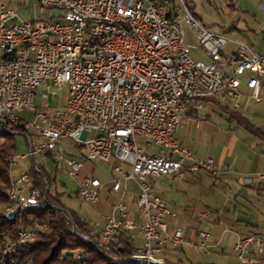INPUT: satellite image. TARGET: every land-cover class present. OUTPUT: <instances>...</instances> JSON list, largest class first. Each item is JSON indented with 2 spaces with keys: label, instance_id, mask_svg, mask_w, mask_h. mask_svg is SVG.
Returning <instances> with one entry per match:
<instances>
[{
  "label": "built area",
  "instance_id": "2783aa9c",
  "mask_svg": "<svg viewBox=\"0 0 264 264\" xmlns=\"http://www.w3.org/2000/svg\"><path fill=\"white\" fill-rule=\"evenodd\" d=\"M39 1V18L28 21L19 20L14 9L0 7V118L22 121L26 129L28 151L17 154L13 166L20 156L33 159L15 177L2 210L9 215L46 202L51 183L44 178L35 186L29 171H40L37 155L59 152L69 175L78 180L76 196L86 201L99 200L104 183L96 175L81 176L84 160L115 158L128 163L130 170L121 163L113 166L111 190L118 193L113 209L96 220L82 218L107 248L121 234L137 230L143 242L131 238V256L166 264V247L182 245L184 232L179 225L170 229L169 218L176 210L152 191L148 178L216 172L212 158L195 157L179 140L181 110L198 107L209 97L237 105L243 85L253 99L264 100V54L242 41H235L234 53H227L230 39L205 27L186 0ZM46 8L52 13L44 17ZM185 26L198 30L208 61L191 55ZM49 85L68 87L65 105L52 115L46 110L51 105L48 94L42 109L36 104L38 88ZM26 108L36 110L33 123L17 114ZM140 138L160 151H147ZM63 140L71 143L73 152L61 149ZM259 178L264 180V172ZM131 181L137 182V195L128 192ZM128 199L138 205L142 221L128 216ZM198 236L199 246L210 250L211 230L201 228ZM38 237L36 227L21 228L16 240L5 243L0 264H24L14 257L4 262V255ZM253 245L257 258L247 254ZM234 250L242 262L264 264L259 232L239 235Z\"/></svg>",
  "mask_w": 264,
  "mask_h": 264
},
{
  "label": "crops",
  "instance_id": "0c3cea01",
  "mask_svg": "<svg viewBox=\"0 0 264 264\" xmlns=\"http://www.w3.org/2000/svg\"><path fill=\"white\" fill-rule=\"evenodd\" d=\"M190 7L196 16L200 15L192 8L194 5ZM235 49L236 43L225 51L234 53ZM262 80L264 89V74ZM56 88L60 87L49 85L38 88V109H42L45 94H48L49 101L57 96ZM249 93L243 85L237 105L224 102L219 97H209L202 100L198 107L181 110L182 122L177 132L179 140L189 147L195 157L212 158L216 172L203 169L184 177L165 175L148 178L152 191L176 210V216L169 218L170 229L177 225L183 228L184 243L178 247L167 246L163 254L170 264H210L203 260L201 254L212 255L215 251L236 254L234 244L239 235L259 232L264 237V180L259 178V174L264 172V135L247 128L236 116L244 117L264 130V100L257 101ZM66 101L60 100L59 105L52 108L50 105L46 110L52 115L53 109L64 106ZM143 146L149 152L160 151L159 147L149 150L153 145L147 146L146 142ZM60 147L65 152L74 151L66 140L60 143ZM119 163L126 169L130 166L116 159L115 165ZM130 185L137 186L136 192ZM127 188L130 194L137 195L136 181H131ZM114 195L111 210L118 199V193ZM128 203V216L142 221L143 216L136 202L128 199ZM201 228L211 230L209 241L212 247L208 251L199 246L198 230ZM126 235L137 244L143 242L137 230ZM247 254L254 258L259 256L254 245Z\"/></svg>",
  "mask_w": 264,
  "mask_h": 264
},
{
  "label": "rangeland",
  "instance_id": "374dc122",
  "mask_svg": "<svg viewBox=\"0 0 264 264\" xmlns=\"http://www.w3.org/2000/svg\"><path fill=\"white\" fill-rule=\"evenodd\" d=\"M189 6H193L200 15L197 18L201 23L217 32H223L230 39L226 46L229 51L235 41H242L252 47L258 53H264V0H186ZM14 9L18 14L19 20H33L39 18L40 1L39 0H0V7ZM52 13V10L46 8L44 17ZM198 30L190 29L185 26V35L188 43L192 46L191 55L196 59L208 61L207 52L199 45L196 34ZM57 96L50 98L51 108L59 105L60 100L65 101L68 95V87L56 88ZM19 116L25 118L29 123H33L35 112L31 109L18 111ZM31 131V130H29ZM16 149L15 154L21 155L28 151L29 141L26 133H17L15 136ZM140 143L145 144L144 139L140 138ZM158 147L153 145L149 150H156ZM38 164H41L44 171L48 174L51 181V190L60 193L61 200L70 209L76 211L88 220H96L104 214L111 212V204L115 200V193L111 190L112 171L116 159L111 160H84V167L81 175H96L104 183L102 194L97 201H86L79 199L75 191L78 187V180L68 173V166L65 160H61L59 152L56 154H41L36 156ZM33 164L31 156L17 159V163L12 167L13 177H18L25 169ZM130 170V168L128 167ZM134 192L137 186L130 185ZM58 191V192H57ZM200 253V252H199ZM201 254V253H200ZM203 260L210 264H244L236 254L227 252L223 254L215 251L212 255L201 254ZM214 262V263H211Z\"/></svg>",
  "mask_w": 264,
  "mask_h": 264
},
{
  "label": "trees",
  "instance_id": "16d2710c",
  "mask_svg": "<svg viewBox=\"0 0 264 264\" xmlns=\"http://www.w3.org/2000/svg\"><path fill=\"white\" fill-rule=\"evenodd\" d=\"M236 116L247 128L264 135L262 128L254 126L244 117ZM22 132H26L22 121L11 122L0 118V258L5 243L16 240L21 228L36 227L39 231L36 240L19 243L14 254L4 256H8L9 260L14 257L24 264H142L131 256L133 245L130 236L121 234L107 248L99 242L98 236L92 234L88 221L67 207L60 193L52 191L51 186L42 207L19 209L14 215L2 210L9 201L10 157L16 149L15 136ZM39 166L40 171L32 167L29 169L35 186H41L44 178L51 183L43 166ZM77 232L87 235V238ZM166 264L170 263L167 261Z\"/></svg>",
  "mask_w": 264,
  "mask_h": 264
},
{
  "label": "bare ground",
  "instance_id": "6f19581e",
  "mask_svg": "<svg viewBox=\"0 0 264 264\" xmlns=\"http://www.w3.org/2000/svg\"><path fill=\"white\" fill-rule=\"evenodd\" d=\"M2 124V123H1ZM4 127V126H3ZM17 154H15V153H13L12 155H11V157H10V175H11V184H10V188H9V190H14V187H15V177H13V175H12V171H11V169H12V166H13V160H14V158H15V156H16ZM45 204V202H40V204H38V205H35V206H28V207H26V208H32V207H42L43 205ZM6 208V205L3 207V209H5ZM15 213H11V214H9V215H14ZM78 233V232H77ZM79 235H81V236H83L84 238H87L86 237V235L85 234H81V233H78ZM89 238V237H88ZM14 260H16V259H14ZM4 262H13V258L12 259H8V256H4ZM142 264H149L148 262H142Z\"/></svg>",
  "mask_w": 264,
  "mask_h": 264
}]
</instances>
